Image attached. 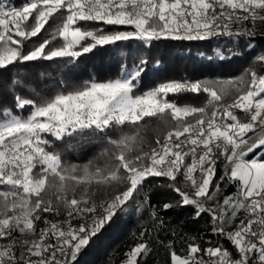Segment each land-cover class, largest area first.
I'll return each mask as SVG.
<instances>
[{"label":"snow or ice","instance_id":"snow-or-ice-1","mask_svg":"<svg viewBox=\"0 0 264 264\" xmlns=\"http://www.w3.org/2000/svg\"><path fill=\"white\" fill-rule=\"evenodd\" d=\"M257 21L264 22V0H24L21 6L0 0V70L40 60L74 64L98 47L133 40L151 45L251 38ZM233 24L242 27L233 31ZM41 33L46 38L31 43ZM254 47L249 39L247 48ZM254 59L264 64V53ZM147 63L141 56L130 67L122 65L115 79L92 78L52 95L35 89H30L31 97L21 95L14 88L26 85L12 80L13 105L0 103V240H8L0 244V264H79L117 212L143 191L149 178L159 177L180 197L175 204L165 203V210L193 206L196 217L210 214L212 232L233 249H202L191 237L181 256L169 242L171 264H264V74L248 69L227 80H172L137 93ZM185 93H206L207 103L196 107L168 99L169 94ZM229 96L232 102L223 103ZM145 118L167 129L148 151L140 135ZM125 127L134 133L123 132ZM113 130L121 134L112 138ZM99 134L111 146L100 154L109 156L103 166L91 160L68 163L52 147L55 141L83 142ZM221 156L224 171L216 180ZM93 185L125 187L97 204L90 192ZM229 185L235 192L225 195ZM61 208L67 217L63 222L43 218L44 227L37 230L43 213L60 215ZM242 211L245 220L226 231ZM76 218L81 222L73 225ZM150 251L147 241L135 245L125 264H138Z\"/></svg>","mask_w":264,"mask_h":264},{"label":"trees","instance_id":"trees-1","mask_svg":"<svg viewBox=\"0 0 264 264\" xmlns=\"http://www.w3.org/2000/svg\"><path fill=\"white\" fill-rule=\"evenodd\" d=\"M6 2L21 6L24 0H6ZM246 24L251 27L250 23L246 22ZM240 27L242 25L233 24L232 30L236 31ZM255 30L256 36L251 38L218 36L203 41H154L151 45H142L133 40L113 46L98 47L79 58L74 64L66 59L17 63L6 70H0V103L9 107L13 105V90L10 88L14 78L26 85L14 88V91L21 95L31 97L33 93L30 89H35L42 95H52L65 87L80 85L92 78L98 81L115 79L120 75L122 65L130 67L133 63H137L141 56L148 63L142 80L135 90L137 93L172 80H227L241 76L248 69L264 74V64L254 59L258 54L264 53V22L257 21ZM46 35L41 33L39 37L33 38L31 43L42 42ZM249 39L255 45L251 50L247 48ZM53 43L58 44L60 41ZM28 47L26 45V51ZM219 55L227 58L220 59ZM168 99L179 105L201 107L207 103L208 96L206 93H185L175 96L169 94ZM231 102V96L223 101L225 104ZM234 111L242 122L246 121V117L240 110ZM17 112L23 115L22 111L17 110ZM145 121H147L146 124ZM145 121L141 122L145 126L141 128L140 135L144 138V150L148 151L150 146H156L157 136L163 139L167 129L162 122L155 119L145 118ZM134 131L132 127L123 129V132L128 134H133ZM120 134L119 130L109 132L112 138H117ZM102 136L103 134H99L83 142L78 138L66 139L63 142L55 141L52 147L60 151L63 159L68 163L83 165L91 160L103 166L109 160V156L100 154L111 146L105 139H101ZM68 144L74 147L68 148ZM251 156L252 154H249V158ZM189 159L186 162H189ZM224 166L225 161L221 156L216 165V180L223 174ZM179 179L182 180V177ZM168 183L169 181L163 177L149 178L143 191L136 195L134 200L129 201L124 210L117 212L87 251L79 257V264H122L126 261V254L130 249L143 241L149 243L151 251L146 258L138 260V264H171L169 242L172 249L183 256L187 253V245L192 242L191 237H196V242L202 249L222 245L229 251H233L226 239L212 232L214 222L210 214L204 213L196 217L193 206H175L167 210L163 208L165 203L175 204L180 200L178 194L167 187ZM220 184L223 189L227 180L220 181ZM124 187V185L118 187L93 185L90 192H94L92 198L99 204L111 199L117 191H123ZM185 190L191 192L190 188ZM233 192L235 187L229 185L224 194ZM79 194L80 189H77V196ZM206 206H211V203ZM240 214L245 220L246 213L242 211ZM156 217L163 221L162 226L159 225ZM43 218L52 222H63L67 217L62 208L60 215L43 213L42 220L37 222V230L44 227ZM237 220L239 221L238 217L232 229L238 224ZM71 222L77 225L81 221L76 218ZM141 232H146L143 238L140 236ZM19 235L13 234L17 238ZM1 242L5 244L8 240H0Z\"/></svg>","mask_w":264,"mask_h":264},{"label":"rangeland","instance_id":"rangeland-1","mask_svg":"<svg viewBox=\"0 0 264 264\" xmlns=\"http://www.w3.org/2000/svg\"><path fill=\"white\" fill-rule=\"evenodd\" d=\"M249 135H251V133H250ZM197 175H199V173H197ZM243 218H244V216L239 217V221L237 220L236 223L239 224V222H240L241 220H243ZM232 226H233V224H231V225H227V226H226L227 231H231V230H233V229H232ZM7 243H8V242H7ZM0 244H4V243L1 242ZM5 244H6V243H5ZM122 264H125V262H123Z\"/></svg>","mask_w":264,"mask_h":264},{"label":"built area","instance_id":"built-area-1","mask_svg":"<svg viewBox=\"0 0 264 264\" xmlns=\"http://www.w3.org/2000/svg\"><path fill=\"white\" fill-rule=\"evenodd\" d=\"M249 158V157H248ZM189 162H190V159H189ZM208 203H212V202H208ZM29 239H31V237H29Z\"/></svg>","mask_w":264,"mask_h":264},{"label":"crops","instance_id":"crops-1","mask_svg":"<svg viewBox=\"0 0 264 264\" xmlns=\"http://www.w3.org/2000/svg\"><path fill=\"white\" fill-rule=\"evenodd\" d=\"M241 217V214L238 215V218Z\"/></svg>","mask_w":264,"mask_h":264}]
</instances>
